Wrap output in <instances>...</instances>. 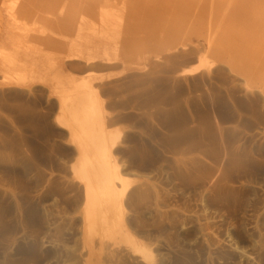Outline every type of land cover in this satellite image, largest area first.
<instances>
[{
  "label": "rangeland",
  "instance_id": "obj_1",
  "mask_svg": "<svg viewBox=\"0 0 264 264\" xmlns=\"http://www.w3.org/2000/svg\"><path fill=\"white\" fill-rule=\"evenodd\" d=\"M261 2L0 0V33L39 38L36 57L54 82L0 87V264H264ZM203 57L211 67L182 73ZM15 61L3 58L7 81ZM100 65L123 98L130 83L140 98L148 75L152 130L127 140L92 131L110 116L99 78L84 74ZM80 93L100 108L86 134L69 115ZM135 114L145 116L140 104ZM80 151L94 169L107 151L118 176L90 220L72 171Z\"/></svg>",
  "mask_w": 264,
  "mask_h": 264
},
{
  "label": "crops",
  "instance_id": "obj_2",
  "mask_svg": "<svg viewBox=\"0 0 264 264\" xmlns=\"http://www.w3.org/2000/svg\"><path fill=\"white\" fill-rule=\"evenodd\" d=\"M40 39L36 36H16L9 37L5 32L0 33V87H5L8 85L11 86H24V87H36L39 85L45 86L47 89L51 88L54 85L52 76L53 73L49 74L43 73L41 68L40 57L37 58L36 54L38 49L36 48V41ZM21 43V44H20ZM26 43H29L30 46H26ZM9 55L16 56V65L14 66V79L16 81H7L3 75L6 71H9L10 67L3 62V58ZM106 69V68H105ZM103 66H94L91 69H88L84 74H94L99 79V84L97 87L98 97L103 102V109L110 114L108 117H104L101 122V128L104 126L105 130L112 132H120L121 138L124 140L130 139V133L138 130H145L147 132L148 125L150 130L153 129V120H147L148 106L152 107L151 95L148 96V75L142 74L141 79V96L138 98L133 95L132 88L134 85L132 83L127 86L129 89L128 94L125 98L120 97L116 90L108 89V82L105 78L106 72ZM119 76L128 77L131 76L129 72L123 71ZM131 81V77L129 78ZM126 89V90H127ZM149 98V103H148ZM139 101V103H138ZM140 104L142 112L145 113V116H137L136 108ZM59 111V106L56 107V112H54V117L51 118L53 121L55 116ZM145 117V118H144ZM94 123H96L94 121ZM100 122H97L99 124ZM60 128H63L61 125ZM100 129V128H99ZM95 130H98L96 126ZM141 139H147V136H142ZM68 140V135L65 139L62 140L63 143H66ZM116 146L115 148H117Z\"/></svg>",
  "mask_w": 264,
  "mask_h": 264
},
{
  "label": "bare ground",
  "instance_id": "obj_3",
  "mask_svg": "<svg viewBox=\"0 0 264 264\" xmlns=\"http://www.w3.org/2000/svg\"><path fill=\"white\" fill-rule=\"evenodd\" d=\"M233 2L235 3V2H237V0L236 1L233 0ZM260 7L262 10H264V0H262V2L260 3ZM86 60L89 62H94V57L88 56V57H86ZM211 64L212 63H210L207 58L203 57L200 59V63L194 64V66H191L189 68L184 69L182 73H186V74H193L194 73L195 74L200 68H201L200 70H202L203 67L204 68L205 67H207V68L211 67L212 66ZM85 85L87 86L85 81H80V82L78 81V82L74 83V88H80V87L85 86ZM68 99H69V97L62 98V104L67 105L66 103H67ZM72 100H73V102L72 101L68 102V103L72 102V105H71L72 109L70 108L71 110L69 113V115L72 118L71 117L70 118L72 119V121L74 123L77 124V126L79 128L83 129V134H86V131H88L89 129L87 128L85 130L87 125L83 126L82 123L86 120V118H88L90 120L93 117L99 116V112H100L99 109L100 108H98L97 99L89 96V94H87V93H83V94L80 93V94H77L76 96H74L72 98ZM80 108H81L82 112L80 111L81 113L78 114V109H80ZM101 125L102 124L99 123L98 128H101ZM94 130H95V128L92 129V131H94ZM118 135H119V133L116 134V136H117L116 138H119ZM88 137H89V134H87V138L86 137L84 138L85 141L82 140L81 138H78L79 146L81 148L86 144V140L88 139ZM114 140H116L115 137H114ZM117 140H116V142H117ZM100 145H102L101 142H100ZM97 152L100 155L99 160L96 161L97 165H98L97 169H94L91 166L92 160H91V157H89V154H87V151H80V154H81L80 164L77 167L74 166L73 167L74 170H72V171H74L73 174L79 175V177L85 183L83 204L85 205V213L87 212V214H86L87 220H90V218H92V216H93V214L91 213V210L93 209V207L94 206L100 207V203H98L100 196H101V198H105L103 200V203H104L105 201H107L108 197H111L114 194L113 190H111L112 188H110V187L112 185L113 178H118L116 168L114 166L109 165V163L107 162V157H108L107 151H97ZM102 179H105V181L103 180V182L106 183V186L108 185V188H107V190L105 189L104 191L101 192L100 186L102 184H104L102 182ZM102 186H104V185H102ZM102 186H101V188H102ZM95 204H97V205H95ZM103 205H105V204H103ZM88 224H90V223H88ZM140 252H141V250H140ZM148 252L149 251H146L147 254H148ZM141 254H143V253H141ZM150 254H151V252H150ZM146 257H147V255H146Z\"/></svg>",
  "mask_w": 264,
  "mask_h": 264
}]
</instances>
